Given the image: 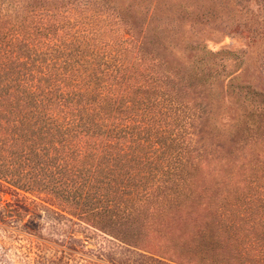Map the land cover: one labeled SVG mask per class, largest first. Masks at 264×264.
Masks as SVG:
<instances>
[{
    "label": "rangeland",
    "instance_id": "1",
    "mask_svg": "<svg viewBox=\"0 0 264 264\" xmlns=\"http://www.w3.org/2000/svg\"><path fill=\"white\" fill-rule=\"evenodd\" d=\"M58 22L148 76L116 138L33 126L30 189L0 180V264H264V0H0V83L22 123L38 124L6 63L22 25Z\"/></svg>",
    "mask_w": 264,
    "mask_h": 264
},
{
    "label": "trees",
    "instance_id": "2",
    "mask_svg": "<svg viewBox=\"0 0 264 264\" xmlns=\"http://www.w3.org/2000/svg\"><path fill=\"white\" fill-rule=\"evenodd\" d=\"M29 17L24 21H28ZM52 17L55 18V15ZM64 29L65 25L58 22L53 30L45 28V32H42L38 29L36 32L39 33L33 35V31H26L27 27L22 25L19 35L24 30L23 35L28 38L20 40L18 54L10 57L6 63V80L17 75L22 83L26 84L20 91L21 95L13 98L18 99L26 108L33 107L30 117L38 123L27 124L18 120L15 112L18 110L11 106L10 101L13 95L12 87L0 83V167H3L0 168V180L16 189H30V185L23 182L18 163L25 161L28 164L38 157L37 145L24 144L26 136L32 137L33 126L43 130V127L49 128L45 120L55 122L63 119L70 127L80 129L76 133L85 135L90 134L92 130H98L100 135L112 134L111 138H116L119 129H129L134 121L131 120L132 122L119 128L122 121L131 117L128 114L133 110L127 107L124 117L120 108L132 100L129 94L135 82L145 81L148 76L146 73L139 74L136 70L127 69L122 59L108 63L102 59L104 57L100 58V50L108 46L102 44L100 39H90L84 31H75L70 37H64L65 33H70V30ZM59 32H62L63 36L56 38L55 34ZM49 36H54L53 43L42 42L50 38ZM40 44L39 51L31 53L32 46L36 48ZM30 88L35 90L31 91ZM134 89L139 92L141 88ZM144 89L147 90L145 82ZM10 116L15 123H9ZM101 122L103 131L98 126ZM56 133L66 134L64 130H60L55 131L52 136ZM10 162L15 166L10 167Z\"/></svg>",
    "mask_w": 264,
    "mask_h": 264
}]
</instances>
